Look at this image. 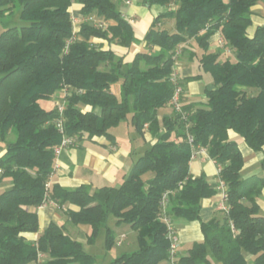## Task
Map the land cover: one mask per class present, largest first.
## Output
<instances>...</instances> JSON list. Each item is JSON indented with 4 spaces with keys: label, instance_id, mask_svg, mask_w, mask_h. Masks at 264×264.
<instances>
[{
    "label": "trees",
    "instance_id": "obj_1",
    "mask_svg": "<svg viewBox=\"0 0 264 264\" xmlns=\"http://www.w3.org/2000/svg\"><path fill=\"white\" fill-rule=\"evenodd\" d=\"M118 1L130 0H0V146L6 148L0 156V182H11L0 192V264H30L39 254L48 255L44 264L98 260L56 223L36 243L25 236L39 230L37 209L56 172L55 148L63 138L56 125L57 108L42 106V101L51 100L65 101L68 136L115 140L111 131L130 116L139 134L147 125L155 139L121 186L70 190L53 184L50 192L59 205L78 208L68 215L74 224L91 227L89 244L103 230L106 249L116 244L110 215L118 225L132 227L138 248L110 264L168 260V227L160 218L166 193V212L173 223L201 219L202 201L218 190L206 175L193 177L190 172L198 148L222 166L229 211L222 221L201 224L204 240L194 243L179 263L264 264V216L257 201L264 179L242 178L244 156L231 138L236 134L253 151L264 150V26L253 36L247 32L253 8L264 0H175V9L154 18L142 39L144 49L132 60L131 48L141 40ZM172 1L143 4L168 7ZM75 5L79 19L85 20L77 31ZM90 17L95 21L87 20ZM168 20L175 23L172 32L162 25ZM217 33L230 54L210 51ZM190 41L197 44L200 67L210 74L214 87L205 90L203 102L182 99V112L172 109L174 115L160 124L159 110L168 106L175 91L171 73ZM11 132L15 140L8 141Z\"/></svg>",
    "mask_w": 264,
    "mask_h": 264
},
{
    "label": "crops",
    "instance_id": "obj_2",
    "mask_svg": "<svg viewBox=\"0 0 264 264\" xmlns=\"http://www.w3.org/2000/svg\"><path fill=\"white\" fill-rule=\"evenodd\" d=\"M130 4L119 1V9L121 12L130 19L136 29L139 28L142 34L137 33V37L141 40L140 46L134 44L136 47L135 53L144 49L145 42L142 41L144 34L150 28L154 18L162 13H166L170 10V7H148L145 6L144 0H130ZM254 14L252 15V25L248 28V34L253 36L258 27L264 26V1L258 3L254 8ZM72 11L74 15L79 18V9L77 5L73 6ZM126 11V12H125ZM164 27L168 28L171 32L175 30V23L172 20L163 22ZM218 34L212 39L210 51L222 52L221 48L217 46L216 40ZM97 44H102L104 48H108L109 44L106 41L95 40ZM194 41H190L188 44L194 45ZM196 46L191 48L187 47L189 51H186L181 59L176 63L178 67L179 75L184 84L183 102H203L206 99L205 90L214 87V84L201 91L199 83L202 81L201 74H195L196 68L200 67L199 55L200 50ZM119 50L121 48L112 46ZM199 54V55H197ZM200 75L198 79L192 78L193 76ZM213 81V80H212ZM186 82L188 84L186 85ZM117 89V88H116ZM51 103V106H45L46 110L55 108L56 100L47 101ZM43 106V105H42ZM174 115L171 107L167 106L159 110V121H162L165 117H172ZM122 123L114 128L111 132L115 137V140H110L105 137H98L94 139H88L83 137L79 140L76 146L65 149L57 159V168L53 177V184L59 185L62 188L74 190L82 186H86L92 190L101 188L103 186L119 187L122 182L131 173L136 161L146 151L151 144L155 142L154 137L151 135L148 129H144L142 134L138 131L130 122L126 127H122ZM231 138L238 141L241 152L244 156V166L241 171L243 179H249L253 177H259L264 179V150L255 152L236 134H231ZM6 148L3 147L0 150V156L4 154ZM190 172L193 177H199L206 175L208 181L212 184H217L218 181V163L212 160L207 154H197L193 157L190 165ZM152 174L149 175L151 177ZM11 186V182L5 179L0 182V190L3 191ZM3 189V190H2ZM260 214L264 216V188L262 193L257 199ZM221 203L220 194L217 193L212 198L202 201V208L199 221H187L185 219H175L174 225L179 234V247L178 256L180 257L188 255L193 244L196 242H202L204 240V234L201 228L202 223H208L213 220L222 221L224 212L219 208ZM69 210H78L77 207L72 205H59L49 204L46 207L38 208L37 214L39 218V230L35 233H28L25 236L33 243H36L39 237L43 234L45 229L51 224L56 223L63 226L66 234L71 236L76 241L83 244L86 252L92 254V248L96 244H89L88 237L91 233V227L84 224H74L69 218ZM109 225V224H108ZM120 225L117 224L116 218L111 221L109 227L119 229ZM130 226V225H127ZM131 227V226H130ZM127 228V227H126ZM132 229V227H131ZM131 229L122 228V234H116V246L120 247V253L131 252L136 250H126L123 248L124 244H130L129 235L132 234ZM133 230V229H132ZM134 232V231H133ZM122 235H126L122 244H118L117 241L121 239ZM105 240V231L103 230L99 235ZM98 238V239H99ZM135 247V241H132ZM132 246V244L128 245ZM119 254V255H121ZM118 257V256H117ZM48 255L44 254L42 261L33 262L30 264L45 263L48 260ZM248 260L252 261L253 257L248 256ZM112 262V261H111ZM109 262V264L111 263ZM214 264H222L221 262H215Z\"/></svg>",
    "mask_w": 264,
    "mask_h": 264
},
{
    "label": "built area",
    "instance_id": "obj_3",
    "mask_svg": "<svg viewBox=\"0 0 264 264\" xmlns=\"http://www.w3.org/2000/svg\"><path fill=\"white\" fill-rule=\"evenodd\" d=\"M126 3L130 4L131 2L127 1ZM87 20L95 21V18L90 17ZM82 21H85V20H82ZM82 21L77 17L73 18V23L75 25L76 31L78 30L79 23ZM217 34H218V38L216 40L217 46L219 48H221L224 53L230 54L231 50L229 47H227L223 37L220 35V33H217ZM179 54H180V51L177 53V56ZM176 63H175V66H174L173 71H172L171 76H170V81L174 85L175 91H174L173 97L168 102V106L171 107L172 109H174V111H176L177 113H181L182 112V104H183L182 99H183V94H184V87H183V84L181 82V78L179 76V70H178V67H176ZM69 94H70V92H68L67 90H64V95L69 96ZM55 107L57 108V111L59 114V117L56 121V125L60 129V131L62 132V135H63L61 144L55 148V155H56V158L58 159V157L61 155V153L65 149L76 146L79 143V139L76 137L68 136L65 133V127H64V111L66 109L65 101L57 102ZM145 127L147 129V125ZM197 154H207L208 155V152L204 148H198L195 151L193 157H195ZM57 159H56V168L58 166L57 165ZM221 169H222V166H220L218 164V173H217L218 181H217L216 186H217L218 194H220V197H221V203H220L219 208L222 212L227 213L229 211L228 193H227V186L225 185L224 181L220 177ZM54 175L55 174H52L46 183L47 195H46V199H45L44 203L40 206L41 208L46 207L49 204H56V202L51 198V194H50V192L52 190ZM168 197H169V193H166L163 196L162 201H161V209L162 210L160 212L161 220L168 227V238H169V242H170L169 257H168V260L166 261V264H180L179 263V256H178V247H179V241H180L179 234H178V231H177L173 221L171 220L170 216L166 212L167 204H168ZM125 238H126V235H122L121 239L118 240L117 243L122 244V242Z\"/></svg>",
    "mask_w": 264,
    "mask_h": 264
},
{
    "label": "rangeland",
    "instance_id": "obj_4",
    "mask_svg": "<svg viewBox=\"0 0 264 264\" xmlns=\"http://www.w3.org/2000/svg\"><path fill=\"white\" fill-rule=\"evenodd\" d=\"M117 3H118V8H119V1ZM260 3H262V1ZM155 7L157 8V7H160V6H155ZM169 7L172 10L175 9V0L172 1L171 5ZM120 9L122 10V8H120ZM137 33L138 34H142L141 31L139 30V28H137ZM136 45H139L140 46V44L138 42H137ZM190 46L193 47V46H196V45L194 43V45H190ZM190 46H189V44H186L185 45L186 49H188L187 47L191 48ZM135 49H136L135 46H133L131 48V53H130V57L128 58V60H132V58H133L132 56H134V54H135ZM195 74H201V76H202V81L199 83V87H200L201 91H203L204 89H206L209 86H211V84L213 85V81H212V78H211L210 74L205 73L203 71V69H200L199 67H198V69L196 68ZM181 82H182V80H181ZM187 84H188V82H186V85ZM51 103H49L47 101H42L43 107H45V106H51ZM130 120H131V117L129 116L127 120H125V121L122 122V125H123L122 127H126L127 126V123L130 122ZM13 140H15V133L14 132H11L9 134L8 141H13ZM3 147H5V146L4 145L0 146V150ZM52 187H53V185H52ZM0 192H2V191L0 190ZM113 219H115V217L113 215H110L109 220H108V224L109 225L111 224V221H113ZM127 225H129V224H121L118 227L119 229L114 228L113 231L115 232V234H122L123 233V230H122L123 227H125L126 230L127 229H131V227L130 226H127ZM131 231H132V234L129 235V237H128L129 240L128 241H130V244H132V246H128L130 244H124L123 248H127L126 250H134V248H136V246L138 247L137 233L134 230H132V229H131ZM132 241H135V247H134V243ZM92 254L94 256H96L97 259H98L96 264H109V262H111L112 260H114L121 253H120V247H118L116 245H114L110 250H107L106 249V245H105V240L102 239V237L100 236V238L96 240V244L92 248ZM43 255L44 254H39V260L37 262L42 261ZM40 264H44V263H41L40 262ZM162 264H166V262H163Z\"/></svg>",
    "mask_w": 264,
    "mask_h": 264
}]
</instances>
